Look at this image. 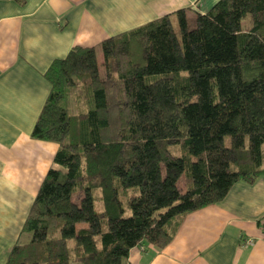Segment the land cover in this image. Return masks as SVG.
Listing matches in <instances>:
<instances>
[{"label": "trees", "instance_id": "1", "mask_svg": "<svg viewBox=\"0 0 264 264\" xmlns=\"http://www.w3.org/2000/svg\"><path fill=\"white\" fill-rule=\"evenodd\" d=\"M101 50L76 45L45 72L32 136L59 147L2 264H129L264 174V0L181 8Z\"/></svg>", "mask_w": 264, "mask_h": 264}, {"label": "crops", "instance_id": "2", "mask_svg": "<svg viewBox=\"0 0 264 264\" xmlns=\"http://www.w3.org/2000/svg\"><path fill=\"white\" fill-rule=\"evenodd\" d=\"M218 1L0 0V264L58 151L57 143L32 136L51 89L45 72L52 61L76 45L97 49L117 33L181 8L205 13ZM263 216L264 174L254 183L238 181L220 203L187 214L164 249L133 248L128 262L264 264Z\"/></svg>", "mask_w": 264, "mask_h": 264}, {"label": "rangeland", "instance_id": "3", "mask_svg": "<svg viewBox=\"0 0 264 264\" xmlns=\"http://www.w3.org/2000/svg\"><path fill=\"white\" fill-rule=\"evenodd\" d=\"M173 21H174L175 27H177V26H178V25H177L178 22H177V18H176V16L174 17ZM191 24L194 26V20H191ZM100 48H101V47H98V46H97V49H98L99 52H100ZM73 105H76V103L73 104ZM99 206H100V202L96 201V207L99 208ZM127 212H128V210H127ZM18 231H20V229H16V228H15V236L17 235V232H18ZM27 236H28V234H23V235L21 236L20 240H21V241H26V240H27ZM125 264H126V260H125Z\"/></svg>", "mask_w": 264, "mask_h": 264}, {"label": "built area", "instance_id": "4", "mask_svg": "<svg viewBox=\"0 0 264 264\" xmlns=\"http://www.w3.org/2000/svg\"><path fill=\"white\" fill-rule=\"evenodd\" d=\"M250 242V241H249Z\"/></svg>", "mask_w": 264, "mask_h": 264}]
</instances>
